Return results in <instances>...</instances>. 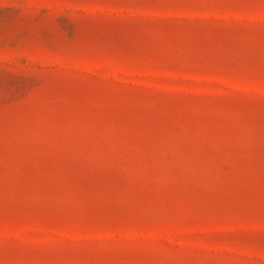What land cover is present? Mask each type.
Returning <instances> with one entry per match:
<instances>
[{
	"label": "rangeland",
	"instance_id": "1",
	"mask_svg": "<svg viewBox=\"0 0 264 264\" xmlns=\"http://www.w3.org/2000/svg\"><path fill=\"white\" fill-rule=\"evenodd\" d=\"M0 264H264V0H0Z\"/></svg>",
	"mask_w": 264,
	"mask_h": 264
}]
</instances>
